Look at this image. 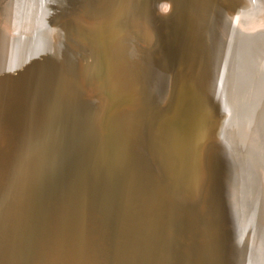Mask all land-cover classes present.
Instances as JSON below:
<instances>
[{"label":"bare ground","instance_id":"1","mask_svg":"<svg viewBox=\"0 0 264 264\" xmlns=\"http://www.w3.org/2000/svg\"><path fill=\"white\" fill-rule=\"evenodd\" d=\"M114 1L93 0V6L103 10ZM135 1L149 29L160 22V30H167L168 22L183 16L185 10L183 0ZM234 1L198 0L200 24L211 25L220 46L211 48L208 58L196 63L194 75L200 83L197 98L203 100L202 106L208 102L207 110L218 117L229 143L244 145L242 154L248 156L253 183L248 186L243 180V156H236L232 166L217 169L216 160L222 153L208 140L193 177L196 137L190 140L186 128L193 121L185 119L190 95L183 86L178 88L182 81L173 93V72L168 69L164 91L152 103L162 107L175 94L177 105L172 112L163 115L162 111L157 126H153L154 114L146 117L147 132L153 137L150 156L157 183L155 196L145 195L127 175H120L118 184L113 181L112 175L119 171L108 157L110 139L116 135L112 122L123 109L121 97H111L98 83L86 86L89 58L68 42L71 20H53L32 32H16L18 29L0 23V264H264V100L251 102L240 82V78L254 77L253 82L263 84L264 76L256 51L249 44L244 48L243 41L223 28L235 24L242 38L254 33L249 31L250 21L239 16L243 13ZM170 36L151 51L118 36L113 48L106 47V51L118 59H113V67L122 63V72L134 54L133 62L142 73L148 58L165 54L163 43L170 42ZM153 38L150 35L147 41ZM92 42L101 45L94 37ZM124 74L129 86L130 71ZM196 103L193 97L192 107ZM162 174L187 198L199 194L202 221L192 208L179 210L174 205ZM217 176L223 186L224 207L233 214L232 227L209 211ZM121 211L151 221L154 230L145 222V228L139 224L138 232H133ZM250 255L256 256V263Z\"/></svg>","mask_w":264,"mask_h":264},{"label":"rangeland","instance_id":"2","mask_svg":"<svg viewBox=\"0 0 264 264\" xmlns=\"http://www.w3.org/2000/svg\"><path fill=\"white\" fill-rule=\"evenodd\" d=\"M2 1L3 0H0V18H1L0 23L6 24V26L11 27V29H13V30L18 29V30H15L16 32H29V31L32 32L36 29H39L40 27L46 26L50 22L51 17H53V20H62V21H68V22L71 20L69 22L70 27H71V33H69L70 35L68 34V36H67L68 42H70V44H72L76 50L79 49L80 53H82L85 57L87 56L86 57L87 60L89 58L88 66L85 69V75H86L85 77H87V79H88L87 80L85 78L86 86L92 87L94 85H97L96 83H98L100 89L102 91H105L106 93H108V95H110L111 97H112V95H114L115 98H119V99L121 97V99L119 101L120 102L119 105H121L123 107V109L120 110L118 113L121 116L122 115L123 116L121 117L117 113L118 115L117 114L116 115L119 116L118 117L119 119L117 118V116H115V118L113 119L114 122H112V131L116 132V135L114 133L113 134L114 138L112 137L110 139L111 146L109 148L110 152H109V157H108L109 161L113 165L117 166L118 171H119L118 172L119 174L116 173V174L112 175V178H114L113 181L115 184H118V182L120 181V175H127L132 179L131 182L138 189L141 190V188H142L141 191L145 195H147V196H149V195L155 196L156 195L157 183H156L155 178H154V171H153V167H152L154 164L152 163L151 156H150V154L152 152V146H153V139H152L153 137H152V134L149 133L150 131L148 130L147 118L150 117L151 113L154 114L156 121L154 120L153 126H157L158 122L161 120L160 118H162V116L165 113L172 112L174 110V109L172 110V108H174L177 105V101L179 100V98L175 94H172L170 101H168L166 103V105H164L162 107H160L158 105L156 106L154 103H152L153 101H155V99L157 97L159 98V95L160 94L162 95V93L164 91L165 74H166L165 72L168 69H171L173 72L172 73L173 74V93H175V88H176V85L178 84V82L182 81L181 83H179L178 88H180V86L181 87L183 86L186 93H189V95H190L188 103H187V108L185 110V117H186L185 119L188 121H193L186 128L187 131L190 133L189 134L190 140L193 141V139H195V137H196V139H195L196 151L194 152V156H195V162H197V163H195L193 161V165H195L193 167V177L195 178L196 175L198 174L197 173L198 172L197 169L199 167L198 161H200L201 154H202L204 146L206 144L205 140H208L210 142V145H213L214 147H216L217 150H219L222 153L219 155V157H217V160H216L217 161V169L220 170V169L230 167V166H232V164H235L234 158H236V156H243V157H245L243 159V162H244L243 163L244 164L243 165V170H244L243 173L244 174L242 176L243 180L245 181V183L248 186H250L253 183V175H251L252 170H251L250 165H248V164H250L248 159H247L248 156L246 155L247 156V158H246V156L244 154H242V153L246 152L244 150L245 147H243L244 145L241 144L242 145L241 146L238 143H235V144L232 142L229 143L230 140L227 139L225 132L223 130L224 128L219 127L220 124H219L218 117L214 116L213 113H211L209 110H207L208 102L206 101V103L202 106L203 100L197 98L199 95V92H200V83H199L198 79L196 80L195 75H194L195 65H196V63L199 62V60L202 59V61H203V60H206L208 58L209 50L211 48L220 46V40L216 36V34L213 32L211 25L207 24V25L203 26L200 24L201 23L200 22V19H201L200 15L201 14L199 12V8L201 5L198 3V0H183L184 5H185L184 6L185 10H184L183 16H181L182 18L181 17L180 18H173L171 21L168 22L169 28L167 30H164V31L160 30V26H161L160 22L152 24V26H151L152 29H149L146 19L141 14L142 12H140L139 4H137V2L135 0H115L111 5H109L107 8H105L103 10H95V8L93 6V4H94L93 0H86L85 2H82L83 0H24V1L23 0H6L3 4H2ZM188 3H189V5H188ZM234 4H235V7L240 9L243 13L239 16H244L245 19L250 21V23L248 25L250 27H252L251 28L252 30L250 29L249 31L254 32L255 34L253 33L254 35L251 34L249 36H244L242 38V36H240L236 33V29H234V28H236V27H234L235 24H233L234 26L232 25L229 28H228V26H226L224 24L223 28L228 33H230L232 31V34L233 35L235 34L237 39H239L240 41H243V44L245 43L244 48H245L246 44H249L253 48V50L256 51L255 53L257 55V59H256L257 63H258L257 65L261 70V74L264 76V0H237L236 2L234 1ZM79 5H80V7L77 9L76 6H79ZM188 7H189V9H188ZM23 9H24V11H23ZM25 10H26V13H25ZM28 12L30 15H27ZM1 13H3L2 16H1ZM125 14H126V16H125ZM20 16H22V18ZM9 17H11V20H9L10 19ZM35 18H37V19L35 20ZM85 18H87V19H85ZM21 19H22V21H20ZM128 19H129V21H128ZM142 19L144 20L143 21L144 24L142 23ZM30 20H32L34 22H32V21L30 22ZM21 23H22V25H21ZM259 23H260V25H259ZM256 24L258 26H256ZM19 27H21V29ZM258 31H261V32H258ZM123 32H124V34H123ZM168 34L171 35L170 36L171 41L167 42V43H163V46L164 47L166 46L165 54L164 55L162 54V56H160L161 54H159V55L153 54V56L148 58L146 60V64H144L145 70L142 73H141V71H139L136 68L135 62H133V61H135V60H133L134 54H132V58L129 56L128 63H130V64H128L126 67L128 69H126L125 71L122 72V71H119V68H122V66H123V65L121 66L122 63L116 64V66L113 67V65H115L114 60L116 61L118 59L112 58L110 50H109L110 52L106 51V47L113 48V44L117 40L118 36H119V38L120 37H122V38L127 37L126 39L128 40V42L129 41L133 42V45H135L139 48H144L148 51H151L152 49H154L157 46V43L159 41H161L163 39L165 40L168 37ZM150 35H153L154 38L151 41H147V37H150ZM191 35H193V36H191ZM71 36H73V37H71ZM93 37H94V39L96 38V40L101 42L100 47H98L97 45H95V43L92 42ZM107 38H109V39L107 40ZM111 39H113V40H111ZM261 39H263V40H261ZM257 41H259V42H257ZM87 42H88V44H87ZM95 42H97V41H95ZM152 42H153V45H152ZM82 43H83V45H82ZM93 46H94V48H93ZM98 57H100V58H98ZM189 64H191V65H189ZM127 70L130 71L129 86H128L126 79H125V76H124L125 75L124 73H126ZM159 72H160V74H159ZM88 74H89V76H88ZM139 79L141 80V82L139 81ZM251 79L252 78H248V79L247 78L246 79L240 78V82L244 83L243 85H245V87H246L245 89L251 95V97H250L251 102H253V103L262 102L264 100V82H263V84L262 83L259 84L256 81L253 82V80L255 79L254 77L252 80ZM263 79H264V77H263ZM86 80H87V82H86ZM184 80H185V82H184ZM246 80H247V82H246ZM158 82H160L161 85H159ZM183 82H184V84H183ZM249 82H251V83H249ZM151 83H153L152 86H150ZM148 84H149V86H148ZM250 84L252 86L251 88L249 86ZM139 85H142L141 87L144 89H142ZM153 86H154V88H153ZM149 87H150V89H149ZM109 88H111V89H109ZM151 91L154 93L152 94ZM155 92H156V94H155ZM179 92H178V94L181 97L182 96V90L180 89ZM149 93H150V95H148ZM151 96H154L155 98H152ZM193 97H196V102H197L194 107H192V98ZM148 103H150L151 105ZM172 106H174V107H172ZM200 106H202V107H200ZM127 109H128V111H127ZM166 110H167V112H166ZM124 111H126V112H124ZM162 111H163V115H162ZM156 113H157L159 118L157 117ZM214 122L216 123V125ZM113 124H115V125H113ZM136 127H138V128H136ZM139 127L142 130H140ZM193 128H197V130H194ZM130 129H133V130H130ZM188 129H192L193 131H189ZM127 130H128V132H126ZM137 131H138V133H137ZM147 131H149V132H147ZM123 132L126 133V134H124L125 136L123 135ZM122 135L124 137H122ZM128 135H130V136H128ZM135 135L138 137H136ZM131 136H133V137H131ZM129 137L131 139H129ZM137 138H138V140H137ZM146 139H148L149 141ZM113 141H115V142H113ZM117 141H119V143ZM133 141H135V142H133ZM121 146H123V147H121ZM223 146L225 149L223 148ZM238 146H239V148H238ZM228 147H229V149H228ZM230 148H232V150ZM129 150H130V152H129ZM240 150H241V152H240ZM234 151H236V152L234 153ZM192 157H193V155H192ZM223 157H224V159H223ZM118 163L119 164L122 163V165L120 164L121 165L120 166V165H118ZM217 173L219 174V171ZM117 177H119V179ZM218 177L219 176H217L216 180H214L212 183L213 187L211 188L212 193H211V197H210L211 201H210L209 211L211 212L212 215H215V216L219 217L220 219L222 218L220 220L222 223L230 224V226L232 227V226H234V222L232 219L233 214L226 211V209L224 207L223 186L220 182V178H218ZM161 178H162V181H164L163 183L166 182L165 186L169 189L168 191L170 193V196L173 198L174 205L179 207V210L185 209L186 211L187 210L190 211V209L192 208L191 212H193V210H194L195 212H193V213L196 216H198V219L200 221H202L203 218L200 215L201 213H199V209H200L199 208L200 196H198L199 194L196 195V197L198 199L196 197L187 198L181 190H179L177 187H175L173 185V183L170 184L171 179L168 176L162 174ZM204 182H203V184H204ZM185 198H187V199H185ZM196 207H198V208H196ZM125 212L126 211H121L122 214L120 213V215L126 216L125 217L126 221H128V223L130 222L129 227L132 229L133 232L134 231L138 232V229H137L138 226L146 225L147 222L145 220H143L142 218H140V217H138L137 219L133 218L134 216H133V214H131V212L128 211L133 217L128 212H126V213ZM128 215H130V216H128ZM135 220L138 222L135 223ZM131 222L134 224H132ZM151 223L152 222L150 221L149 223H147V225H148L149 229L154 230V224L151 225ZM130 224H132L134 227H132V225H130ZM144 228H145V226H144ZM262 235H263L262 237L264 238V230H263ZM249 258L252 259L251 260L252 262L255 261V263H256V256L255 255H250Z\"/></svg>","mask_w":264,"mask_h":264},{"label":"water","instance_id":"3","mask_svg":"<svg viewBox=\"0 0 264 264\" xmlns=\"http://www.w3.org/2000/svg\"><path fill=\"white\" fill-rule=\"evenodd\" d=\"M6 0H3L2 1V4L5 2ZM86 0H83L82 2H85ZM80 7V5L79 6H76V8L78 9ZM50 21H53V17H51V20ZM51 23V22H50ZM142 23L144 24V22H143V20H142ZM139 81L141 82V80L139 79ZM140 84V83H139ZM140 87H141V85H140Z\"/></svg>","mask_w":264,"mask_h":264}]
</instances>
